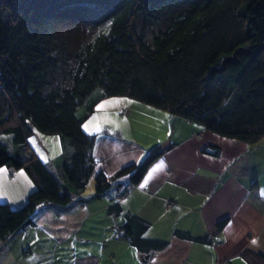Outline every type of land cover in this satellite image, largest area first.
I'll return each mask as SVG.
<instances>
[{
  "label": "trees",
  "instance_id": "obj_1",
  "mask_svg": "<svg viewBox=\"0 0 264 264\" xmlns=\"http://www.w3.org/2000/svg\"><path fill=\"white\" fill-rule=\"evenodd\" d=\"M94 92L126 95L216 135L257 142L264 137V0H0V167L22 169L34 185L19 207L0 202V241L31 222L39 206L71 204L91 176L93 196H123L162 153L165 147L111 176L94 171L95 136L81 127ZM33 131L59 138L48 164L27 142ZM201 151L216 155L218 148ZM108 210L116 215L121 207ZM147 228L126 213L115 234L142 261L167 243L147 237ZM241 258L264 264V254L251 250Z\"/></svg>",
  "mask_w": 264,
  "mask_h": 264
},
{
  "label": "crops",
  "instance_id": "obj_2",
  "mask_svg": "<svg viewBox=\"0 0 264 264\" xmlns=\"http://www.w3.org/2000/svg\"><path fill=\"white\" fill-rule=\"evenodd\" d=\"M135 110L158 112L132 99L121 112L130 121ZM165 119L170 126L166 128L169 134L156 143L165 148L138 183L128 187L121 197H114L113 190L101 197L82 191L65 207L39 206L31 222L0 241V264H49L57 241H67V236L81 231L76 227L84 224V220L79 221L85 217L103 222L107 219L111 227L107 239L91 241L86 245L88 248H100L103 253L106 244L114 249L118 246L126 251L125 258L120 255V259L141 264L136 249L115 237L126 213L146 220L149 229L156 222L160 227L158 233L147 228L145 235L167 241L163 248L152 253L147 264H247L241 258L243 250L264 254V137L244 143L171 115L160 121ZM204 146L216 147L218 153L202 152ZM142 154L128 142L96 138L94 171L111 176L123 165L137 162ZM25 192L18 195L16 203H22ZM114 202L121 207L116 215L108 210ZM152 211L155 214L150 219ZM224 217L226 223L217 230L216 221ZM95 231L93 226V234ZM175 231L197 237L206 235L209 241L182 238ZM44 235L50 242L44 241ZM93 256L90 255L91 259Z\"/></svg>",
  "mask_w": 264,
  "mask_h": 264
},
{
  "label": "rangeland",
  "instance_id": "obj_3",
  "mask_svg": "<svg viewBox=\"0 0 264 264\" xmlns=\"http://www.w3.org/2000/svg\"><path fill=\"white\" fill-rule=\"evenodd\" d=\"M131 99L132 98H129L126 95L98 98V93H92V96L87 99L85 104H92L93 109L90 112H86L88 113V116L82 121L81 127L86 133L93 134L95 136V140L99 137H108L117 142H120V140L128 142V144L134 146L136 150L143 152L139 160H137V162H139L152 151L163 149V146H158L156 143H158L160 137H165L169 134L170 130H167L166 128H170V126L166 123V119L162 121H160V119L168 117L169 114L162 109L139 102L142 106H144V108H154V110H157L158 112L155 113V111L149 112L145 110H135V115H133L130 121H128L121 110L125 109L127 101ZM101 105L105 106L101 108ZM81 108L82 110H85L83 107ZM173 118L183 120L177 116H173ZM169 124H171L170 121ZM8 136L9 135L7 134H3L1 135V139H3V141L7 144L9 139V145H11V141ZM27 142L34 154L41 161L47 164L50 162L49 157H54L53 155H55V153L60 152L59 138L54 134H43L38 131H33L27 136ZM33 188L34 185L32 181L22 169H7L6 166L0 167V202H5L12 208H17L25 202L27 194L33 190ZM92 190L93 178H91V181L86 184L83 189V193H92ZM22 191H26L24 194L26 196H24L25 198L22 203H16L15 200ZM154 214L155 212L152 211V214L150 212L149 218L153 219ZM83 220L84 224H78L76 227L78 229L80 228L81 231L67 236V241H57L56 247H53L51 250L53 254L51 252L49 255V264H90L91 261L94 264L132 263H126L124 259L119 258L120 255L125 258L126 251L121 250L118 246L114 249L110 245L106 244L103 248V253L100 252V248H88L86 245L91 243V241L95 242L107 239V231L111 227L107 225V219L103 222V220L99 221L94 217L91 219H87V217H85L79 222H82ZM93 226L97 230L95 231V234L92 232ZM149 227V230L152 229L156 233H158L157 231L160 228L156 222L150 224ZM162 230L165 232V229ZM110 239L112 238L110 237ZM44 241L50 242V238L44 235ZM83 254L85 256H83ZM90 255H94L92 259ZM138 260L141 264L148 263V260L142 261L140 257Z\"/></svg>",
  "mask_w": 264,
  "mask_h": 264
},
{
  "label": "snow or ice",
  "instance_id": "obj_4",
  "mask_svg": "<svg viewBox=\"0 0 264 264\" xmlns=\"http://www.w3.org/2000/svg\"><path fill=\"white\" fill-rule=\"evenodd\" d=\"M105 105H101V108H103ZM253 243H256V241L254 240Z\"/></svg>",
  "mask_w": 264,
  "mask_h": 264
}]
</instances>
